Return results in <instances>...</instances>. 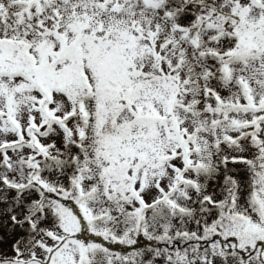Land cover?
<instances>
[{
	"label": "snow or ice",
	"instance_id": "snow-or-ice-1",
	"mask_svg": "<svg viewBox=\"0 0 264 264\" xmlns=\"http://www.w3.org/2000/svg\"><path fill=\"white\" fill-rule=\"evenodd\" d=\"M0 264H264V0H0Z\"/></svg>",
	"mask_w": 264,
	"mask_h": 264
}]
</instances>
